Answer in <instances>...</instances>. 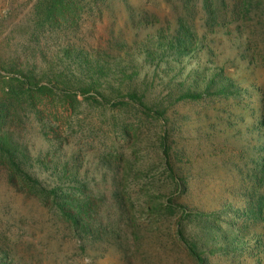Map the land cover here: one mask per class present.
I'll use <instances>...</instances> for the list:
<instances>
[{
  "label": "rangeland",
  "instance_id": "obj_1",
  "mask_svg": "<svg viewBox=\"0 0 264 264\" xmlns=\"http://www.w3.org/2000/svg\"><path fill=\"white\" fill-rule=\"evenodd\" d=\"M52 1L0 0V101L8 81L2 68L12 60L40 63L39 54L31 57L34 48L49 57L68 44L133 45L163 28L174 35L181 19L204 43L182 64L162 63L161 79L152 81L153 69L144 67L139 79L152 82L147 109L79 97L73 107H59L58 137L34 113L14 123L35 158L31 176L50 189L56 164L68 162L97 197V209L87 230H74L50 197L0 165V263L264 264V0H226L227 17L212 30L203 0L194 13L187 0H59L76 17L66 12L45 21ZM198 64L200 72L221 68L237 90L172 102L169 79L183 81ZM175 67L182 76L172 78ZM178 229L197 244L201 260Z\"/></svg>",
  "mask_w": 264,
  "mask_h": 264
},
{
  "label": "trees",
  "instance_id": "obj_2",
  "mask_svg": "<svg viewBox=\"0 0 264 264\" xmlns=\"http://www.w3.org/2000/svg\"><path fill=\"white\" fill-rule=\"evenodd\" d=\"M190 1L194 3L192 7L188 5ZM216 2L219 3L222 14L215 11ZM216 2L203 0L210 16L206 27L210 30L218 25L217 22L224 20L228 13L224 11L227 8L226 0ZM49 4V9L43 13L45 21L58 22L64 19L66 12L76 17V10L65 4L58 6L59 0H53ZM186 4L191 13H194L198 0H187ZM239 4H235V9ZM235 9L231 11L232 18L238 17V11ZM178 23L180 28L174 35L169 31L170 27L163 28L157 35L149 34L144 41L133 45L125 41L111 43L107 48L68 44L58 46L49 57L43 48H34L31 50V57L35 58L39 54L43 58L40 63L34 59L25 63L12 60L11 65L2 68L8 81L4 97L0 101V165L8 171L11 179L19 177L22 184L33 193L50 197L61 215L71 223L72 229H78L79 232L87 230L96 213L97 197L92 198L87 190L85 178L81 177L77 169L69 170L68 162L63 165L56 164L57 181L52 188L42 187L38 179L33 178L27 170V167H31L35 162V158L30 155L28 148L17 135L13 128L14 123L21 121L29 112L34 113L35 118L45 128L52 127L54 137H58L59 126L53 124L61 119L58 114L59 107H73L74 101L79 97L82 100H94L102 105L132 103L143 109L149 108L146 98L152 88V82L150 87L146 77L139 79L144 67L153 69L152 81L155 76L161 79V76H165L161 70L162 63L176 59L182 64L187 56L193 58L196 51L201 49L198 46L204 43L193 25L182 19L178 20ZM175 71H178L177 75L172 78L183 75V68L175 67L171 70ZM171 72L165 74L170 75ZM221 72V68L213 67L200 72L198 64L183 81L174 84L169 79L166 85L167 97L172 102H178L218 95L228 96L236 87H232L226 77L221 78ZM163 112L155 109V114L161 118ZM165 145L166 143L162 144L164 154L169 160ZM65 183H69V186L65 187ZM175 184L179 185V180L175 181ZM177 235L192 256L201 260L196 250L197 244L188 241L180 229Z\"/></svg>",
  "mask_w": 264,
  "mask_h": 264
}]
</instances>
